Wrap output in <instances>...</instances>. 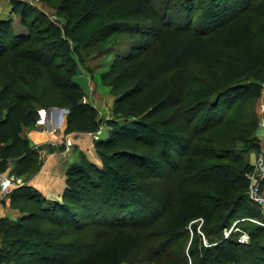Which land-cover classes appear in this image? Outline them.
<instances>
[{
    "label": "trees",
    "instance_id": "obj_1",
    "mask_svg": "<svg viewBox=\"0 0 264 264\" xmlns=\"http://www.w3.org/2000/svg\"><path fill=\"white\" fill-rule=\"evenodd\" d=\"M91 2L60 1L57 13L65 18V23L62 27L48 26L43 31L52 36L50 45L37 46L36 37L30 40L29 34L15 35L8 42V51L0 42V77L3 78L0 172L8 170L14 162L12 173L22 178V183L9 196L12 205L17 199L39 204L35 209L18 204L16 207L24 215L15 221L0 218V264H131V256L143 251L149 259L157 258L162 264H187V257L192 264H264L261 243L264 227L251 224L248 242L233 238L235 232L226 237L221 234L235 221L238 207L246 203L248 174L253 171V165L231 167L223 162L229 158L230 149L222 147L216 151L208 146L216 141L213 129L218 126L228 128L236 124L235 127L244 128L242 132H248L243 124V111L260 96L264 83V0H242L240 7L247 9L239 8L210 36L208 29L218 20L214 19L218 11L200 17L198 24L204 27H194L191 21L171 26L169 19L172 16L181 19L185 11H170L176 0H161L163 3L157 9L154 0L140 1L137 13H147L149 8L153 22L128 23L137 27V31L152 32L153 42L135 44L133 49H145L120 57L114 67L130 63L129 66L139 69L140 63L147 59L144 51L154 43L158 61L142 75L137 86L117 95L114 116L104 120L97 118L90 104L81 102L77 82L61 81L64 78L61 64L52 66L44 58L49 51L60 52L68 62L64 64L67 73H75V62L69 60L68 38L78 43L73 27L90 13ZM11 3L12 12H20L23 24L31 27L26 20V5L18 0ZM252 23L257 32L253 35L249 26ZM9 25V20L0 19L2 37ZM24 41L26 46H20ZM9 52L15 57L8 58ZM192 56L200 59L214 83L196 77L200 89L183 86L187 81H180L179 67ZM126 68L122 67L118 73L123 74ZM44 72L54 86L76 92L69 101L68 124L74 112L88 111L93 124L88 131L97 130L101 124L108 128L105 138L95 142L102 165L97 166L85 157L71 164L61 201L48 200L26 184L29 174L38 167V150L22 136V127L36 123L39 118L34 104L42 94L38 96L35 91ZM123 101L127 102L124 106ZM241 140L248 142L247 134ZM212 158L219 161L208 163ZM156 188L163 200L160 196V202L152 205L144 200V195ZM249 201L255 208L247 216L264 220L257 204ZM75 204L90 212L93 224L105 218L100 223L110 228L82 224L77 219L79 212L72 207ZM162 216L163 223L159 221ZM198 217L204 220L201 231L208 245L202 244L201 236L192 229L191 244L185 252L188 222ZM69 224L73 227L68 228ZM125 228L135 231L128 232ZM110 231L114 234L105 239ZM170 247L173 250L169 251Z\"/></svg>",
    "mask_w": 264,
    "mask_h": 264
},
{
    "label": "rangeland",
    "instance_id": "obj_2",
    "mask_svg": "<svg viewBox=\"0 0 264 264\" xmlns=\"http://www.w3.org/2000/svg\"><path fill=\"white\" fill-rule=\"evenodd\" d=\"M12 0H0V19L2 20H9L10 25L7 31V34L5 37L0 35V42L2 41L3 45H5V48L7 51L9 50V40L14 39L15 35H28V39H37L34 41V43L38 45L42 44H51L52 43V36L48 33L43 32L45 28L52 25H57L59 27H62V25L65 23V18L57 13V7L60 1L62 0H18L20 2H23L26 5V12H27V24L31 25L26 26L23 24L22 16L20 12H12ZM142 1L145 3V0H92L90 3V9L88 14L83 16L82 23H79V25H75L73 27V35L74 37L78 38L77 41H74L71 37H69V45L71 48V53L69 60L75 62V73L73 75L68 74L66 71L65 63L66 60L62 58V55L60 52H47L45 54L44 58H47L48 61L51 63L50 65L56 66L61 64V72L63 73V80L69 79L70 81L73 80L78 83L80 89H81V96L80 100H84V96L88 93L84 92L82 89V86L76 79H78L80 82H87L90 83L92 86V82L96 79L97 82H100V84L103 87H106L108 90H110L111 94L114 96V101L117 97V95L122 92V90H125L127 88H131L132 86H137L140 82V79L142 75L147 73L146 71H149L153 65L155 66L158 61V57L154 54V48L155 43L151 45L147 50L144 51L147 55V59L144 60L140 66L139 69L135 70L134 66H129L130 63H123L122 67H126L125 72L123 74H119L118 71L122 67H114V63L122 56H127L131 52H142L144 47L141 49H133V46L135 44H151L153 42V33H145L142 31H137V27H131L128 22L131 21H147L148 24L153 22V14L151 11H149V8L147 9V13L141 14L137 13L139 9V2ZM222 1H224L222 3ZM242 0H215V1H208V0H176L174 5H170V11H177L179 9H183V18L177 19L176 16H172L169 19V24L171 26H178V24H184L185 21L192 22V26L194 27H204V25H199L198 21L200 20V17H203V14L210 13L218 11V13L215 16L214 19L216 20L213 27H209L208 29V36H210L213 31L220 27L221 24L228 21L232 18V16L235 15L239 11V8L241 10H246L242 7H240ZM163 3L161 0H154L153 4L155 6V9L158 8V6ZM222 5H221V4ZM224 5V6H223ZM223 7V8H221ZM221 8V9H220ZM215 10V11H212ZM245 12V11H243ZM208 13V14H209ZM90 20V22H89ZM89 22V23H88ZM118 23V25H117ZM110 24H115L113 26H109ZM121 24V25H119ZM251 28V34L253 35V32H256L255 26L252 23L249 25ZM51 28V27H50ZM100 29H102L100 31ZM31 30V31H30ZM111 30L109 32V35L105 37V33ZM30 32H32L30 34ZM257 33V32H256ZM1 34V33H0ZM64 33H62L63 35ZM207 36V37H208ZM257 36V34H256ZM34 39V40H35ZM26 41H24L20 46H23ZM26 46V44H25ZM6 56L8 58L15 57L14 53H8ZM53 58V59H52ZM143 58L137 59V63L141 62ZM43 60V58H42ZM180 81H184L183 86L186 88H197L200 89V85L195 81L196 77H200L205 81H209L214 83V79H212L209 76L208 69L203 67L202 62L199 58L192 56L187 61H185L180 67ZM134 71V73H133ZM133 73V76L131 77ZM2 76V75H1ZM86 76L88 78H86ZM193 79V80H192ZM174 80V79H173ZM148 81V80H147ZM146 81V83H147ZM3 78L0 77V86L2 85ZM146 83L142 86V88H145ZM199 86V87H198ZM262 88H264V83H262ZM69 91V90H68ZM64 91L60 87H56L53 85V83L50 81V79L47 77L46 73L44 72L41 78L38 81V86L35 91V93L39 96V102H35V107L38 110L41 109H51L53 107L56 108H62L67 109V113L69 114V108L70 106L69 101L76 95L75 91L70 90ZM262 91V90H261ZM259 100V97L253 101L249 102V105L246 106V108L243 111V124L245 126V129L242 132L241 127H235L233 125L232 127H216L213 129V133L216 136V141L214 143H208L210 148L217 150H220V148L225 147L227 149H230L229 158L224 160L223 162L228 164L231 167H235L238 164H254L260 151H261V145H260V139L258 136L259 131V119H258V112H257V102ZM42 103L44 106H42ZM84 103V102H83ZM114 104V103H113ZM123 106L127 104V102H122ZM113 110V108H112ZM235 111V109L233 110ZM88 111L85 112H74L70 115V121L68 124V117H67V130H63L61 126H57L56 130L54 131V135L57 136V133L62 134V136L55 140V142H52L53 144L49 143V147L55 146L56 148H61L62 146H65V148L72 147L73 143L70 136H66V132L70 131H79V132H87L88 135L91 136L92 142L94 144V149L97 154V156L100 158V163L97 166L102 165V160L100 155L97 153L95 142L101 138H105L107 134V126L104 124H101L98 126L97 130L95 131H88L89 128L93 127V124L91 123L89 117H88ZM231 114V113H229ZM111 117L114 116V112L110 114ZM96 116H98V111L96 110ZM109 117V118H111ZM98 118V117H97ZM98 119H107V118H98ZM248 133L250 135H248ZM248 138V142H243L241 140L242 136ZM70 141V144H67L66 142L68 140ZM67 140V141H66ZM201 143V142H200ZM202 144V143H201ZM207 144V143H206ZM106 151V150H105ZM107 151H111V149H107ZM214 152V151H213ZM219 160L212 158L210 160H207L208 163H214L218 162ZM222 162V161H221ZM14 167V165H13ZM171 170H169L170 172ZM34 172V171H32ZM31 172V173H32ZM145 172V171H144ZM172 172V171H171ZM175 172V171H174ZM12 173V171H10ZM9 174V172L7 173ZM31 174H29L30 176ZM22 180V178H21ZM80 184H84L83 180H80ZM261 186H264V180L260 183ZM85 185V184H84ZM160 185V184H159ZM86 191V190H85ZM88 191V190H87ZM159 190L156 188L155 191H152L151 194L144 195V200H148L150 204H155L157 202H160V199L162 197L161 194H159ZM161 196V197H160ZM85 198H89L88 195L85 196ZM5 200H8V198L2 200L0 203V208L3 206V203ZM25 200V199H24ZM163 200V197L162 199ZM250 199L246 198V203L242 204L238 207V211L235 213V221L232 225H234L235 222H238V225H234L231 232H235V236L233 235V238H239L242 233L248 234V241H250L249 236V230L253 228V225L256 224L264 227V225H261L260 223L251 220V218H258L255 216H247L248 211L250 209L255 208V206L249 201ZM94 203H96L94 201ZM18 204H25L27 206V209L34 208L35 206H38V203H35L34 200H27L22 201V199H17L15 203L11 207L18 210L16 207ZM74 210L79 212L80 215H78V220L82 222V224L92 223L90 219V212L88 210L82 209L79 207V204H75L72 206ZM153 208V207H152ZM35 209V208H34ZM154 210V209H153ZM19 211V210H18ZM157 212L155 211L154 214ZM160 213V212H159ZM24 214H19L15 219H10L6 217L9 220H17L20 216H23ZM108 219V220H107ZM106 222L110 221L107 217ZM164 217H160L159 221L162 223L164 222ZM259 219V218H258ZM101 220H105V218H101ZM98 221L97 223H92L93 227L98 228H110L108 225L105 227ZM194 221V226L191 227V223ZM204 222L203 218L198 217L195 219H192L188 222V228H189V234L187 237H184L185 245L184 250L187 252L188 247L191 244V235L193 234V230L201 236V243L208 245V240L203 237V233L201 231V225ZM231 225V227H232ZM68 228H71L70 224L67 225ZM230 227V228H231ZM228 228V229H230ZM228 229L223 230L221 234L226 237L228 233ZM125 231L131 232L135 231L132 228H125ZM114 234V231H110L109 235L105 236V239H110L111 236ZM216 238V237H214ZM247 241V242H248ZM262 245H264V237H262L261 241ZM1 244V241H0ZM229 246H232L231 244ZM174 247H170L169 251L173 250ZM144 252V251H143ZM137 253L133 254L131 256V264H162L156 260L152 261L149 259V255H145V253ZM188 261L187 264H192L191 258L187 257ZM166 263H170L166 262ZM7 264V263H2ZM10 264V263H8ZM122 264H128V263H122Z\"/></svg>",
    "mask_w": 264,
    "mask_h": 264
},
{
    "label": "crops",
    "instance_id": "obj_3",
    "mask_svg": "<svg viewBox=\"0 0 264 264\" xmlns=\"http://www.w3.org/2000/svg\"><path fill=\"white\" fill-rule=\"evenodd\" d=\"M86 78H88L86 76ZM84 92L88 96H84L81 102L90 104L98 111V118L111 117L114 96L110 90L103 87L100 82L95 79L92 83L80 82ZM67 109L64 112L59 111L56 107L51 109L39 110V118L36 123L25 125L22 127V136L28 139L31 146L38 150V167L29 176L26 184L34 187L44 198L48 200L61 201L63 199L64 190L66 188L67 170L69 166L85 157L94 164L99 165L100 158L97 156L92 138L87 132L72 131L66 132V136H70L72 140V147L56 148L49 147L48 144L55 142V140L62 136L60 133L54 135V128L61 126L63 130L68 129L67 125ZM262 134V129L259 128L258 136ZM54 145V144H53ZM14 162H11L10 167L5 172L0 174H7L12 171ZM21 214L17 209L11 207L10 198L5 200L3 206L0 208V218L8 217L15 219Z\"/></svg>",
    "mask_w": 264,
    "mask_h": 264
},
{
    "label": "built area",
    "instance_id": "obj_4",
    "mask_svg": "<svg viewBox=\"0 0 264 264\" xmlns=\"http://www.w3.org/2000/svg\"><path fill=\"white\" fill-rule=\"evenodd\" d=\"M257 112L259 127L262 129V134L260 136L261 151L255 163L252 164L253 171L248 174L249 186L246 190V194L252 202L257 204L261 215L264 216V186H261L260 184L262 180H264V88H262L259 100L257 102ZM53 130H56V128H54ZM66 143L70 144V141L68 140ZM21 183V177H18L13 173L0 174V203L2 202V200L9 198L12 191ZM251 220L264 225V220H260L258 218H251ZM234 225H232V227L228 229L229 232L232 231ZM238 239L240 242H247L248 234L244 232Z\"/></svg>",
    "mask_w": 264,
    "mask_h": 264
},
{
    "label": "water",
    "instance_id": "obj_5",
    "mask_svg": "<svg viewBox=\"0 0 264 264\" xmlns=\"http://www.w3.org/2000/svg\"><path fill=\"white\" fill-rule=\"evenodd\" d=\"M59 111H61V112H64V111H66V109H62V108H57Z\"/></svg>",
    "mask_w": 264,
    "mask_h": 264
}]
</instances>
